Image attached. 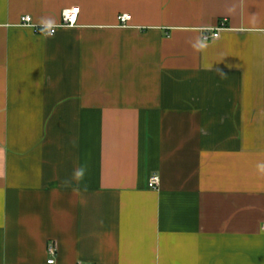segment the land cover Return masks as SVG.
Instances as JSON below:
<instances>
[{
  "label": "crops",
  "instance_id": "0c3cea01",
  "mask_svg": "<svg viewBox=\"0 0 264 264\" xmlns=\"http://www.w3.org/2000/svg\"><path fill=\"white\" fill-rule=\"evenodd\" d=\"M261 163L264 0H0V264H264Z\"/></svg>",
  "mask_w": 264,
  "mask_h": 264
},
{
  "label": "built area",
  "instance_id": "2783aa9c",
  "mask_svg": "<svg viewBox=\"0 0 264 264\" xmlns=\"http://www.w3.org/2000/svg\"><path fill=\"white\" fill-rule=\"evenodd\" d=\"M78 18H79V10L72 9V10L63 11L61 24L56 26V31L58 28H62V27H66V28L75 27L78 23ZM119 20H120L121 24L125 25L129 22L130 17L128 15H122L119 17ZM21 26L34 28L37 33L42 34L40 27L34 25L33 19L30 16H23L21 18ZM226 28H227L226 25L224 23H221L218 27H216L214 29L205 30L202 33V36H206L207 37V43H210V42H213V41L219 39L221 37L222 31L225 30ZM56 31H55V33H56ZM159 187H160L159 175H156V174L151 175L149 180H148V188L150 190L156 191L159 189ZM262 230L264 231V225L262 226ZM49 252L52 256H55L56 249L54 247H51ZM54 263H55L54 258H51L48 261V264H54ZM80 264H82V263H80Z\"/></svg>",
  "mask_w": 264,
  "mask_h": 264
},
{
  "label": "clouds",
  "instance_id": "9594fccd",
  "mask_svg": "<svg viewBox=\"0 0 264 264\" xmlns=\"http://www.w3.org/2000/svg\"><path fill=\"white\" fill-rule=\"evenodd\" d=\"M39 27L42 35H44L45 38H52L55 36L56 25L53 20L41 19ZM191 46L194 49V51L197 52L203 51L208 46L207 37L206 36L197 37L195 42L192 43ZM257 170L259 175L264 176V163L258 164ZM86 171H87L86 166H81L75 170L73 178L77 181V184H79V181H81L84 178ZM62 184L63 186L67 187L69 186V181H64L62 182ZM77 190L78 188L73 189V191H77Z\"/></svg>",
  "mask_w": 264,
  "mask_h": 264
}]
</instances>
